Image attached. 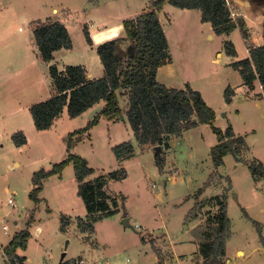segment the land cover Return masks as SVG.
<instances>
[{"label": "rangeland", "instance_id": "obj_1", "mask_svg": "<svg viewBox=\"0 0 264 264\" xmlns=\"http://www.w3.org/2000/svg\"><path fill=\"white\" fill-rule=\"evenodd\" d=\"M150 1L0 0V68L5 73L0 78V243L6 245L11 234L30 220L31 236L26 249L19 252L26 257L25 264H58L74 257L84 258L87 264H154L157 254L152 245L160 249L165 264H204L203 246L219 227L222 202L232 234L218 264H264V174L251 171L253 165H264V104L253 107L243 99L244 90L237 88L240 74L229 66L232 59L225 54L223 39L232 41L238 57L234 59L244 58L239 31L234 30L231 37L212 34L209 38V25L201 21L199 9L164 5L160 20L171 61L157 79L166 86L188 84L198 90L216 112L214 125L225 129L232 122L245 135L248 149L237 157L226 154L223 164L215 168L209 149L217 136L208 124H199L179 137L166 136L160 144L164 162L159 171L153 147L138 146L127 120L110 128L102 120L70 153L82 156L94 168L88 178L116 177L109 179L107 187L117 198V206H110L115 212L86 215L71 162L61 178L52 175L43 181L40 202L29 198L33 173L64 159V138L92 117L89 110L77 117L65 110L57 126L35 128L29 108L50 96L52 83L49 63L41 59L35 45L32 21H61L70 33L72 48L59 56V64H79L88 61L84 28H116L147 9ZM250 7L247 11L252 16ZM94 55L101 64L96 51ZM228 86L236 91L230 103L224 96ZM125 99L120 96L122 107H126ZM17 132L23 133L25 144L16 145ZM126 140L133 142V155L115 157L111 147ZM243 209L259 223L262 236ZM4 262L0 252V264Z\"/></svg>", "mask_w": 264, "mask_h": 264}, {"label": "trees", "instance_id": "obj_2", "mask_svg": "<svg viewBox=\"0 0 264 264\" xmlns=\"http://www.w3.org/2000/svg\"><path fill=\"white\" fill-rule=\"evenodd\" d=\"M165 3L181 9H199L201 21L208 22L215 34H227L239 28L245 36V23L242 17L233 18L227 0H151L147 9L134 18L123 20L124 34L105 40L94 46L87 28H84L85 39L94 46L103 66V75L90 77L82 64H67L58 69L55 63L48 66L52 83L50 96L33 103L29 111L33 124L38 130L50 129L64 110L70 117H77L90 111L97 105L101 108L85 126L69 132L64 138L67 156L54 163L50 168H40L31 177L33 188L29 198L38 203L43 181L51 175H60L71 162L77 181V194L83 200L87 216L97 212L112 214L110 206H117V198L107 191L109 179L114 175L98 174L88 178L95 172L85 158L70 153L74 145L90 137V130L101 118L118 122L126 117L132 130L133 138L141 149H154L155 165L163 168L164 157L156 146L164 142L166 136H181L182 133L199 124H208L217 136V142L209 149V157L215 168L223 164V158L230 153L237 157L248 149L242 135H236L230 125L224 130L214 125L215 111L202 98L198 90L188 84L184 88L168 87L156 78L160 66L170 62L168 41L160 23L158 13ZM32 33L35 45L42 60L52 62L54 52L59 49H70L72 40L66 26L58 20L38 19L32 21ZM264 36V23H263ZM264 38V37H263ZM227 55H235V49L228 40L224 41ZM249 57L233 61L230 65L240 74L244 84L252 86L258 78L264 92V44L255 46L248 43ZM232 89L226 87V102L231 100ZM125 95L126 107L120 104V96ZM20 140L16 145L26 143L22 132L15 136ZM115 157L131 156L134 145L131 140L122 141L111 147ZM259 170V172H258ZM253 175L264 174V165L258 163L251 166ZM125 172L122 173V177ZM245 216L257 227L261 235L259 223L251 219L243 209ZM95 217V216H94ZM219 227L210 242L203 246L204 264H218L225 254V244L230 238L231 225L226 211V203L220 204L217 215ZM27 221L25 227L18 230L9 243L2 249L4 264H25V256L19 254L27 247L31 234ZM63 230V229H62ZM158 258L160 250L153 246Z\"/></svg>", "mask_w": 264, "mask_h": 264}, {"label": "crops", "instance_id": "obj_3", "mask_svg": "<svg viewBox=\"0 0 264 264\" xmlns=\"http://www.w3.org/2000/svg\"><path fill=\"white\" fill-rule=\"evenodd\" d=\"M166 4V3H165ZM164 4V5H165ZM227 4H228V7H229V10L231 11V13H234V15L232 16L233 18H237V17H242L243 20H244V23H245V36L247 38H244L241 30L239 28H235L233 29L231 32L227 33V34H220L218 36H221L223 38H226V37H231L230 35L233 33L234 30H238L243 41H244V44H245V47H244V50H243V56L244 58L246 57H249V49H248V43L250 44H254L255 46L257 45H261V44H264V36H263V23H264V3L261 2V0H227ZM241 5V6H239ZM250 5H253V7L251 8ZM164 7V6H163ZM250 7V9H252L254 11V14L251 16L250 15V12L247 11V8ZM233 8V9H232ZM163 11V9H162ZM160 16H161V13L159 12L158 13V17H159V20H160ZM255 16V17H253ZM123 18H121L122 20ZM160 23H161V20H160ZM205 23H208V22H205ZM122 23L120 22L116 28H111V27H107L105 25V27H102V28H97L93 31H90L89 30V27H88V31L90 32V36H91V39L93 41V45L96 46L98 45L99 43L105 41V40H108V39H111L113 37H116V36H121L122 35ZM162 25V23H161ZM209 25V31L211 32L208 33L209 35V38H212V34L213 35H217L215 34V32L213 31L212 27L210 26V24L208 23ZM253 27H256V30L253 31ZM252 30V31H250ZM70 35V33H69ZM72 40V38H71ZM230 41L229 39H223V43L224 41ZM232 43V41H230ZM224 45V44H223ZM233 45V43H232ZM94 46H90L88 43H87V48H85V54L88 55V61H81L79 62V64H82L85 66V68L87 69V72H88V75L90 77H99V76H102L103 75V66L102 64H99L98 61H97V58L95 57L94 55ZM224 47V46H223ZM234 47V45H233ZM72 48V47H71ZM70 48V49H71ZM235 49V47H234ZM69 51V49H59L57 51L54 52V58L52 60V62H48L49 64L50 63H55L58 67V69H63V67L65 65H67L66 63H62L61 65L59 64L60 62V59L61 57L59 58V56H62L64 54H66L67 52ZM225 51V50H224ZM26 53V52H25ZM226 54V52H225ZM218 55H220V52H218ZM227 55V54H226ZM229 56V55H228ZM26 57H27V53H26ZM171 57V56H170ZM232 60L230 61L229 63V66L232 68V66L230 65L233 61H236V60H240V59H244V58H239V59H234L235 57H237V52L235 50V55L233 56H229ZM238 58V57H237ZM171 61V60H170ZM91 63V64H90ZM168 63V62H167ZM165 65V64H164ZM160 66L157 70V75H156V78L159 74V71L161 70V68L164 66ZM233 69V68H232ZM235 70V69H234ZM237 71V70H235ZM238 72V71H237ZM4 72L1 70L0 68V78L1 77H5V73L3 74ZM158 80V79H157ZM160 82V81H159ZM168 87H172V86H168ZM230 87V86H228ZM238 89H241L244 93V100H246L248 102L249 105L255 107L257 106V104L259 103H263L264 104V92L262 90V86L260 84V81L258 78L254 79L253 82H252V86H248L246 84H244L241 76H240V82H239V85L237 87ZM232 89V88H231ZM235 94H236V91L234 90V88L232 89V94H231V99L229 102L227 103H230L231 101H233V98L232 97H235ZM214 110V109H213ZM65 110L62 112V116L64 114ZM238 112V115L240 114L239 113V110H237ZM216 113V112H215ZM82 115V114H81ZM216 117V115H215ZM61 119V118H60ZM59 118L55 121L54 125L52 127H55L57 126L59 120ZM105 121V123H107V126L108 128H110L111 126H113L115 123H118V122H112V121H107L103 118H101L99 120L98 123H100L101 121ZM123 122L126 121V118L124 117L123 120H121ZM120 121V122H121ZM97 123V124H98ZM96 124V125H97ZM234 133L236 135H241L238 133L237 130H235V127L233 126L232 122L230 123ZM95 125V126H96ZM93 126V127H95ZM92 127V128H93ZM92 130V129H91ZM91 130H90V133H91ZM224 130V129H223ZM92 134V133H91ZM127 135H128V132H127ZM243 136V135H242ZM127 137V136H126ZM245 141H246V138H245V135L243 136ZM247 143V142H246ZM248 146V144H247ZM17 165V164H16ZM63 172V171H62ZM56 176H58V178H61L62 177V173L60 175H57V174H54ZM52 176V175H51ZM50 177V176H49ZM48 177V178H49ZM47 179V178H46ZM44 187V183L42 185V189ZM41 189V190H42ZM40 193V192H39ZM41 200H42V197L38 196ZM12 203H13V200H12ZM10 203V204H12ZM0 214H3V211L0 210ZM16 223V222H15ZM6 226V225H4ZM4 231L7 230V226L5 228H3ZM20 230V229H19ZM18 231V229H16L12 234H11V237L9 239V241L11 240L12 236ZM64 231V230H63ZM9 241L7 242V244L9 243ZM145 242V241H143ZM6 244V245H7ZM5 244H1L0 243V247L1 249L6 246ZM159 249V248H158ZM160 250V249H159ZM20 252V251H19ZM1 253L3 254V252L1 251ZM20 254V253H19ZM160 254H161V251H160ZM4 255V254H3ZM5 257V256H4ZM155 263L154 264H165L167 260H165L166 258H163V255L161 254V259L158 258V256L156 255L155 256ZM172 258H173V255H172ZM169 259V258H168ZM25 260H26V257H25ZM5 263V262H4ZM3 263V264H4ZM25 263V261H24Z\"/></svg>", "mask_w": 264, "mask_h": 264}, {"label": "built area", "instance_id": "obj_4", "mask_svg": "<svg viewBox=\"0 0 264 264\" xmlns=\"http://www.w3.org/2000/svg\"><path fill=\"white\" fill-rule=\"evenodd\" d=\"M234 15V13H231V16H233ZM8 202L9 203H12V199H9L8 200ZM6 226H4V228H5ZM58 264H87V262L85 261V259L84 258H79V257H74V258H69V259H67V260H63V259H61L60 261H59V263ZM91 264H94V263H91Z\"/></svg>", "mask_w": 264, "mask_h": 264}, {"label": "water", "instance_id": "obj_5", "mask_svg": "<svg viewBox=\"0 0 264 264\" xmlns=\"http://www.w3.org/2000/svg\"><path fill=\"white\" fill-rule=\"evenodd\" d=\"M100 108H101L100 105H97V106H95L94 108H92V109L89 111V118H90L91 116H93L98 110H100ZM159 150H160V146H156V147H155V151L159 152ZM122 221H123V223H124L125 225L127 224V218H126V217L123 218ZM64 255H65V252L62 253L61 258H63Z\"/></svg>", "mask_w": 264, "mask_h": 264}]
</instances>
